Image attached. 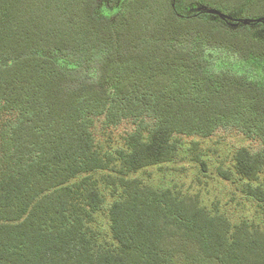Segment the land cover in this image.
Segmentation results:
<instances>
[{
    "label": "trees",
    "instance_id": "trees-1",
    "mask_svg": "<svg viewBox=\"0 0 264 264\" xmlns=\"http://www.w3.org/2000/svg\"><path fill=\"white\" fill-rule=\"evenodd\" d=\"M218 131L264 207V0H0V264H264V224L132 177Z\"/></svg>",
    "mask_w": 264,
    "mask_h": 264
},
{
    "label": "rangeland",
    "instance_id": "rangeland-1",
    "mask_svg": "<svg viewBox=\"0 0 264 264\" xmlns=\"http://www.w3.org/2000/svg\"><path fill=\"white\" fill-rule=\"evenodd\" d=\"M124 129L120 127L110 134L102 133L100 128H97L96 136L106 140L102 144L104 147L111 148L118 145ZM240 147H248L252 151L259 149L257 144L243 140L234 131H218L207 140L184 138L178 155L171 163L147 168L132 177L151 186L196 196L207 212L222 214L232 224L241 221L264 224L263 205L247 200L241 191V182L227 180L221 175L231 171L232 154ZM95 177L102 187L104 182L101 178H108L109 175L104 172L96 174ZM106 191L105 204L96 214L97 224L94 227L99 243L110 242L106 208L112 198L108 190Z\"/></svg>",
    "mask_w": 264,
    "mask_h": 264
}]
</instances>
